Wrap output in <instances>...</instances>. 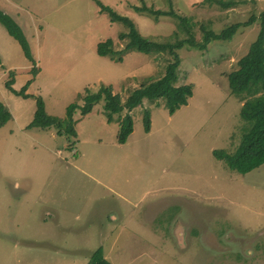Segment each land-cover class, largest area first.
Masks as SVG:
<instances>
[{
    "label": "rangeland",
    "instance_id": "1",
    "mask_svg": "<svg viewBox=\"0 0 264 264\" xmlns=\"http://www.w3.org/2000/svg\"><path fill=\"white\" fill-rule=\"evenodd\" d=\"M96 1L161 44L187 35L156 11L188 19L197 42L200 26L217 34L240 27L206 50H176V86L192 84V97L172 115L163 99L144 100L130 113L124 144L119 118L109 120L103 101L74 113L75 136L29 129L38 97L63 120L86 88L111 86L125 102L171 61L167 52L130 50L115 57L120 62L98 56L106 40L123 51L119 34L128 30ZM0 10L20 26L34 59L0 24V104L11 115L0 127V264H88L99 248L110 264H264V164L242 175L214 156L233 153L248 128L227 74L256 39L264 0H0ZM29 81L30 97L17 96Z\"/></svg>",
    "mask_w": 264,
    "mask_h": 264
},
{
    "label": "trees",
    "instance_id": "2",
    "mask_svg": "<svg viewBox=\"0 0 264 264\" xmlns=\"http://www.w3.org/2000/svg\"><path fill=\"white\" fill-rule=\"evenodd\" d=\"M100 8V12L107 14L111 23L123 24L128 32L119 34V38L127 39V44L123 51L118 52L113 49V42L106 40L96 46L97 55L100 57H108L111 61L115 60L118 55H123L130 50H136L143 54H153L157 52H167L171 57V61L167 64L164 74L161 78L149 80L134 89L122 102L118 94L112 93L111 86L100 85L96 92L89 89L84 90L81 98L82 105L70 104L66 108L65 119L59 120L45 111L44 103L41 97L36 100V109L32 122L28 128H36L39 130H48L54 128L57 135L75 136L73 116L76 111L81 115L89 114L93 106L100 101L104 103V110L109 116V120L113 115L119 118L118 144H124L133 131V120L130 113L133 109L142 106L144 100L155 101L164 100V107L169 115L174 114L178 109L186 106L188 100L193 95V85L185 84L176 86L177 70L180 65V59L176 54V50L184 46L206 50L207 45L211 41H230L236 34L240 25H232L223 29L219 34L213 30L200 26L202 31V41L197 42L192 33L188 19L176 17L170 12L156 11L154 15H168L178 20V28L187 35L184 40L177 39L174 43H157L147 41L139 35L133 23L126 17L119 16L112 11L111 8L102 5L96 1ZM223 6L232 5V3H221ZM137 13L147 12L151 10L144 7H135ZM259 33L254 42L249 46L247 53L238 61L237 69L227 74L229 88L231 94L238 98L241 102L240 117L247 123L248 128L241 137L240 143L233 153L225 151H216L214 156L216 159L223 161L227 168L239 174H246L264 164V12L259 17ZM252 21V20H251ZM250 21V22H251ZM250 22L247 24L249 25ZM0 24L20 46L24 57L31 63L34 59L31 55L30 46L20 26L7 14L0 10ZM177 36V32L173 34ZM115 62L122 61L121 57ZM36 70H32V74L36 75ZM30 84L26 83L20 92L15 93L17 96L27 98L24 93L25 88ZM12 82L7 83L6 88L14 92L11 88ZM126 113L123 114V111ZM11 120V115L4 105L0 104V127L4 126ZM143 126L145 132L150 129V113L148 110L143 114ZM88 264H110L103 256L101 248L95 250L90 256Z\"/></svg>",
    "mask_w": 264,
    "mask_h": 264
}]
</instances>
